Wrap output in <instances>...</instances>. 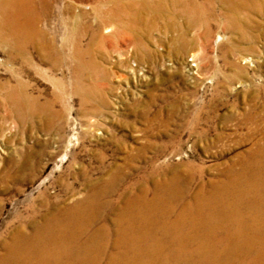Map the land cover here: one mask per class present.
Instances as JSON below:
<instances>
[{
  "label": "bare ground",
  "instance_id": "1",
  "mask_svg": "<svg viewBox=\"0 0 264 264\" xmlns=\"http://www.w3.org/2000/svg\"><path fill=\"white\" fill-rule=\"evenodd\" d=\"M62 1L66 21L72 25L68 26L69 38L74 42L72 54L79 69L83 63L78 58L118 34L132 39L135 53L154 56L162 52V46L151 50L141 40L159 20L168 23L163 33L172 36L169 52L178 55L187 50L189 41L185 37L192 28L202 26L198 37L206 39L212 33L211 23L221 20L228 31L238 34L241 43H246L253 37L241 15L264 17V0H107L105 5L110 9L100 23L104 26L100 31L109 35L94 31L84 48L79 36L87 35L89 29L83 22L87 9L96 14L95 23L103 12L98 4L88 7L81 0ZM49 7L48 0H0V45L8 44L21 55L30 46L51 66L65 64L71 55L36 26ZM183 13L192 19L186 30L175 27ZM64 46L70 50L68 43ZM253 48L245 50L252 52L245 56L238 48L241 53H236L235 60L255 64L258 56ZM186 66L191 76L196 65ZM130 72L135 78L137 73ZM76 92H80L82 101L102 96L99 91L88 93L80 87ZM51 112L50 104H41L24 84L0 82V115L12 119L15 128L21 129V124L36 115L46 118L49 128L53 124ZM243 119L254 125V134L260 133L262 138L227 164L216 181L198 182L195 190L196 176L188 164L180 170L153 161L139 179L131 178L126 169L150 147L144 145L137 154L128 153L124 165L105 171L101 178L91 180L83 171L84 192L67 183L66 197L50 200L47 190H42L27 217L14 215L15 233L11 243L1 244L5 252L0 255V264H264V115L246 110ZM199 135H206V131ZM152 147L157 152L163 150ZM9 154L6 165L0 168L2 181H27L41 164L40 158L36 159L37 151L14 150ZM100 159L104 162L103 156ZM167 171L170 176H166ZM38 199L39 210L35 205Z\"/></svg>",
  "mask_w": 264,
  "mask_h": 264
},
{
  "label": "rangeland",
  "instance_id": "2",
  "mask_svg": "<svg viewBox=\"0 0 264 264\" xmlns=\"http://www.w3.org/2000/svg\"><path fill=\"white\" fill-rule=\"evenodd\" d=\"M81 1L88 7L98 4L103 12V17L99 15L100 20L95 23L96 14L87 9L83 21L89 27L87 35L82 38L78 35L85 48L94 31L109 35L101 32L104 26L100 23L106 19L110 7L105 5L107 0ZM48 2L49 11L39 18L36 26L47 32L49 40L54 39L65 54L71 55L65 64L51 66L30 46L21 55L8 44L0 45V82L24 84L41 104H50L53 122L48 128L47 119L36 115L17 129L12 119L0 115L3 147L0 168L14 150L37 151L36 159L41 160L35 175L27 181L0 179V255L5 252L1 244L12 242L17 225L14 215L27 217L34 199L44 189L50 200L64 199L67 183L84 192L83 171L91 180L101 178L105 171L124 165L128 153L135 155L139 147L150 146L126 169L131 178L139 179L153 161L158 166H178L180 170L188 164L196 176L195 190L198 182L216 181L227 164L262 138V134H254V125L243 119L246 110L264 115L262 15H241L253 37L249 42L241 43L238 34L228 31L220 20L211 23L212 33L206 39L198 37L202 26L192 28L185 37L189 41L187 50L178 55L169 52L171 34L163 33L168 23L159 20L156 28L141 39L151 50L164 48L156 56H147L143 51L135 53L130 44L132 39L118 34L94 52L78 58L83 63L79 69L72 54L74 42L68 29L72 25L66 21L64 3ZM190 20L191 16L183 13L175 27L186 30L192 24ZM250 47H254V55L258 56L255 64L235 60L236 53H241L236 51L238 48L245 56L251 55L252 52L245 51ZM187 63L196 65L191 76ZM131 70L137 73L135 78ZM79 87L88 93L99 91L102 96L82 101V95L76 92ZM261 124L264 125V119ZM202 130L206 135H199ZM70 142L72 145L67 147ZM151 145L163 150L157 152ZM170 175L167 171L166 176ZM39 203L38 199L35 202L38 210Z\"/></svg>",
  "mask_w": 264,
  "mask_h": 264
}]
</instances>
